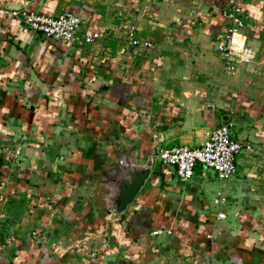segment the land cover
<instances>
[{
  "label": "crops",
  "instance_id": "0c3cea01",
  "mask_svg": "<svg viewBox=\"0 0 264 264\" xmlns=\"http://www.w3.org/2000/svg\"><path fill=\"white\" fill-rule=\"evenodd\" d=\"M13 10L75 13L93 40L43 38ZM220 124L242 145L230 178L160 160ZM129 164L149 174L109 213ZM0 264H264V0H0Z\"/></svg>",
  "mask_w": 264,
  "mask_h": 264
},
{
  "label": "built area",
  "instance_id": "2783aa9c",
  "mask_svg": "<svg viewBox=\"0 0 264 264\" xmlns=\"http://www.w3.org/2000/svg\"><path fill=\"white\" fill-rule=\"evenodd\" d=\"M13 15H20L26 26L43 38L59 39L68 42L83 39L85 43L92 42L93 34L86 30L80 37L81 18L72 12L65 11L58 15H45L35 12L13 10ZM228 26L222 39L217 42L216 50L224 60L226 72H232L235 66L234 36L245 26V19L239 5H232L225 11ZM137 43L136 39L132 40ZM242 145L230 135L228 124H220L213 128L208 138L198 147L174 146L161 149L158 153L160 160L167 166L173 167L178 178L182 181L191 179L197 165L212 169L220 180L228 179L236 171L235 157ZM223 198H216L214 203L220 205ZM219 218L224 217L218 212Z\"/></svg>",
  "mask_w": 264,
  "mask_h": 264
},
{
  "label": "water",
  "instance_id": "95a60500",
  "mask_svg": "<svg viewBox=\"0 0 264 264\" xmlns=\"http://www.w3.org/2000/svg\"><path fill=\"white\" fill-rule=\"evenodd\" d=\"M123 173L115 175L112 193L107 198V211L119 214L125 210L149 174L148 167H136L129 164Z\"/></svg>",
  "mask_w": 264,
  "mask_h": 264
}]
</instances>
